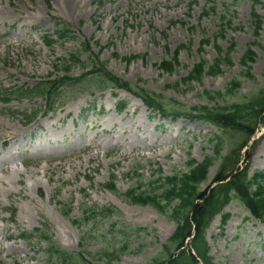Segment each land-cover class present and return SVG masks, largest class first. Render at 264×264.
Masks as SVG:
<instances>
[{"label":"rangeland","instance_id":"rangeland-1","mask_svg":"<svg viewBox=\"0 0 264 264\" xmlns=\"http://www.w3.org/2000/svg\"><path fill=\"white\" fill-rule=\"evenodd\" d=\"M79 1L76 13L68 16V0H0V8L9 13L0 22V167L7 170L0 172V264H52L45 243L20 239L45 227L63 250L80 259L83 254L88 261L106 264L105 254L127 246L110 264L162 262L176 223L151 207L129 204L124 195L140 182L151 183L158 169L163 177L186 174L191 161L214 156L210 141L222 136L212 126L185 118L161 120L126 91L109 85L101 93L97 80L84 83L79 93L66 88L50 114L42 98L20 100L12 93L62 77L65 60L78 52L83 62L99 57L110 73L163 96L167 103L188 108L207 106L203 93L220 92L233 80H242L240 60L248 50L257 55L253 78L242 80L239 93L228 104L245 101L264 86V22L258 35L252 24L254 10L264 21V0L255 7L252 0ZM214 7L217 11L212 13ZM225 11L233 17L231 28L222 23ZM23 17H29L25 25ZM57 23L72 35L64 40L55 37L56 44L48 47L45 37L56 35ZM207 39L210 45L202 46ZM217 39L224 52L235 44L232 65H224L219 76L185 85L183 80L196 64H213L217 59ZM177 51L180 66L172 73L162 72L160 64ZM83 73L76 66L71 76ZM123 104L124 111L118 113ZM32 113L37 118L30 124L27 117ZM17 134L18 145L25 144L22 149L9 144ZM225 139V157L215 162L211 181L241 160L250 166V176L264 172V127L257 135L259 144L248 153L240 150L236 135ZM112 178L115 192L106 189ZM93 206L113 207L121 221L82 219V226H76L82 210ZM225 212L231 218L224 230L218 216L215 228L210 230L211 225L207 231L214 264H264V224L237 201Z\"/></svg>","mask_w":264,"mask_h":264},{"label":"trees","instance_id":"trees-1","mask_svg":"<svg viewBox=\"0 0 264 264\" xmlns=\"http://www.w3.org/2000/svg\"><path fill=\"white\" fill-rule=\"evenodd\" d=\"M254 5H259V0H253ZM211 11L215 13L216 9ZM208 16V13H205ZM224 27L231 28L233 18L229 11H225L222 16ZM252 24L255 27V34L258 35L262 30L263 19L254 10L252 12ZM58 33L59 39L65 38L70 32L62 29ZM47 40V45H53V41ZM210 40L203 42V45H209ZM217 50V59L213 64L201 61L196 64L183 83L191 86L194 83H201L205 76L216 77L222 74L224 65H232L231 55L235 44H232L228 51L220 47L218 40L215 42ZM88 52L89 47H85ZM81 54H71L69 59L65 60L63 76L55 80L41 83L33 89H19L15 94L20 99L28 97H42L47 102L49 111H53L55 104L63 95L65 88L78 89L88 81L97 80L99 90L103 92L106 87L126 90L135 97L141 99L149 110L158 111L163 118L172 117L173 120L186 118L191 121H198L214 126L222 133L221 137L212 139L214 146V156L206 157L202 162L191 161L188 164L186 174H175L172 177L163 178L161 173L157 179L149 184V191H145L143 183L132 187L126 194V201L135 206L152 207L162 216L175 222L176 232L171 238L170 243L164 245V250L168 254L167 259L158 264H213V259L209 255L210 250L206 242V232L218 215L222 216L223 225L226 224L229 216L224 214L225 208L234 200L247 210L255 219L264 223V173L259 172L253 176L249 175V166L240 165L241 161L235 162L230 168H223L210 182V170L215 162L224 158L222 152L227 144L225 137L234 134L240 139L241 151L248 148L250 143L256 145L253 141L260 127L264 125V86L249 99L232 105L228 104L229 98L239 93L242 80L253 78L251 75L252 64L256 61V53L248 50L240 60L242 69V80H233L229 86L220 92L206 91L201 95L207 106L184 107L180 104H170L165 101L161 95L154 94L147 90L133 86L132 84L111 74L106 69V65L100 62L99 57H88V61L81 60ZM133 59H126L130 63ZM76 66L82 67L85 71L79 78L71 76L72 69ZM180 66L179 51H177L171 60H164L159 69L165 73H172ZM124 106V105H123ZM121 107V111L124 107ZM37 116L28 117L29 122ZM238 144V145H239ZM236 149L229 151L227 156L232 155ZM225 160V159H224ZM249 160V159H248ZM209 185L208 188H205ZM107 188L115 192V183L112 180ZM70 214V213H68ZM84 218L89 221L98 222L119 217L114 208L88 207L83 211ZM15 216L14 213H12ZM76 224H82L81 220ZM131 231H140L128 226ZM25 241L37 239L47 245L46 257L50 263L54 264H98L97 260L88 262L84 258L81 263L76 254L66 252L58 246L49 234V229H36L34 233L25 234L21 237ZM127 246L121 251H115L114 254L106 256V264L119 259V252H126ZM171 249V250H170Z\"/></svg>","mask_w":264,"mask_h":264},{"label":"bare ground","instance_id":"bare-ground-1","mask_svg":"<svg viewBox=\"0 0 264 264\" xmlns=\"http://www.w3.org/2000/svg\"><path fill=\"white\" fill-rule=\"evenodd\" d=\"M68 1L69 2L66 5V7H67L66 8V13H67L68 16H73L76 13L77 8L80 7V1L79 0H68ZM8 18H9V13L6 11V9H4V8L1 7L0 8V22L4 23ZM28 18L29 17H23L22 25H25V23L28 21ZM145 112H147V111L145 110ZM20 137L21 136H19L18 134H17V137H12L9 140L10 141L9 144H11L13 146H16L18 149L24 148L25 147V144L22 143V144H19L18 145V143H17V141L20 140V139H17V138H20ZM3 169H5V167H0V172L1 173H6L7 170H4L3 171ZM214 228H215V223L212 224L210 230H213Z\"/></svg>","mask_w":264,"mask_h":264}]
</instances>
